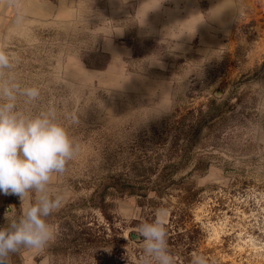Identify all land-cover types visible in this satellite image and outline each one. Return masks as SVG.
Wrapping results in <instances>:
<instances>
[{
    "label": "rangeland",
    "instance_id": "rangeland-1",
    "mask_svg": "<svg viewBox=\"0 0 264 264\" xmlns=\"http://www.w3.org/2000/svg\"><path fill=\"white\" fill-rule=\"evenodd\" d=\"M0 51L17 114L54 115L76 149L46 189L52 238L9 264H151L137 227L162 208L177 264H264V0H0ZM170 142L185 154L162 193L108 187L106 219L89 203L110 175L155 182ZM38 195L0 192V227ZM82 225L115 240L55 253Z\"/></svg>",
    "mask_w": 264,
    "mask_h": 264
},
{
    "label": "clouds",
    "instance_id": "clouds-1",
    "mask_svg": "<svg viewBox=\"0 0 264 264\" xmlns=\"http://www.w3.org/2000/svg\"><path fill=\"white\" fill-rule=\"evenodd\" d=\"M9 65V57L0 51V69ZM24 94L34 99L39 93L29 88ZM15 99L11 88L0 85V192L17 195L20 200L33 190L39 195L19 221L0 227V264H9L10 255L21 248L40 249L52 238V225L45 218L59 207L60 198L48 196L46 189L54 175L64 173L76 152L67 129L54 115H18ZM167 214V209H158L152 222L137 227L143 238V253L151 264H177L168 251ZM192 264L207 262L195 255Z\"/></svg>",
    "mask_w": 264,
    "mask_h": 264
},
{
    "label": "trees",
    "instance_id": "trees-1",
    "mask_svg": "<svg viewBox=\"0 0 264 264\" xmlns=\"http://www.w3.org/2000/svg\"><path fill=\"white\" fill-rule=\"evenodd\" d=\"M178 130H180V133L186 134L188 130H183L182 127H180ZM176 136L179 134L178 132L175 133ZM175 139V138H174ZM176 140V139H175ZM167 155L165 158V163L162 165L159 173L157 174L156 181L149 184V185H141L136 184L133 182H130L129 180L123 179L120 174L116 175H110L105 177L103 181L99 182L98 190L94 191V194L92 195V198L89 200V203L96 207L104 216V218H108L106 214H104V207L106 203L104 202V193L106 189L109 187L110 189L113 188L115 191L120 194L124 193H135L139 197L146 196L149 192H154L155 195L157 193H162L165 188L168 187L169 184L175 183V181L172 180L170 176V172L174 169L173 164L170 163V157L175 154H179V156H183L185 154L184 150L181 151V148H177L174 143H169V148L167 149ZM188 154V152H187ZM187 159V155H185L184 160ZM149 169V168H148ZM180 181V180H178ZM177 212V211H176ZM175 210L173 209L170 212V220H174V228L173 231L176 232L177 229V223L180 221H183L184 218L188 216V213L184 211H180L178 214H174ZM101 231V234H96L95 230L93 228H89L88 226L82 225V227L79 228H72L68 227L67 230L63 233L61 238H59L58 246H55L54 251L55 253L61 254V252L65 253V251L68 254L77 253L79 251V247H85V245L89 246H104L107 243L113 242L115 240V236L112 235L108 238L105 236V228L104 226H99ZM167 242L169 241L170 236V226H167ZM176 230V231H175ZM191 231L196 232V229H192ZM177 236H181L180 232L175 233ZM191 237V235H190ZM188 250L190 247L187 245L186 247Z\"/></svg>",
    "mask_w": 264,
    "mask_h": 264
},
{
    "label": "water",
    "instance_id": "water-1",
    "mask_svg": "<svg viewBox=\"0 0 264 264\" xmlns=\"http://www.w3.org/2000/svg\"><path fill=\"white\" fill-rule=\"evenodd\" d=\"M131 236H135L134 234H131Z\"/></svg>",
    "mask_w": 264,
    "mask_h": 264
}]
</instances>
